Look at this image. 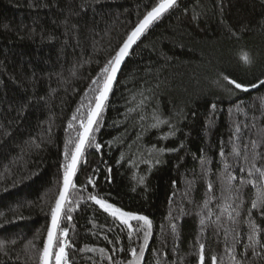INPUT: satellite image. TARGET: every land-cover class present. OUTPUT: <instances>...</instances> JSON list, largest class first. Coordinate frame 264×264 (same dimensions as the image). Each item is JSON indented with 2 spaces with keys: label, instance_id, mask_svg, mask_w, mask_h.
I'll return each instance as SVG.
<instances>
[{
  "label": "trees",
  "instance_id": "obj_1",
  "mask_svg": "<svg viewBox=\"0 0 264 264\" xmlns=\"http://www.w3.org/2000/svg\"><path fill=\"white\" fill-rule=\"evenodd\" d=\"M157 2L0 0V264H40L66 146L74 149L95 103L92 81ZM224 76L249 87L264 80V0H179L144 32L97 117L62 210L57 236L71 245L69 264H200V245L205 264L213 256L235 264L233 253L264 264V248L255 257L244 249L249 221L264 243V216L248 214L264 184L245 185L238 216L222 212L228 174L240 187L251 141L264 139V85L243 93ZM256 151L264 154V143ZM256 162L264 166V158ZM90 194L148 217L143 257L147 227H126Z\"/></svg>",
  "mask_w": 264,
  "mask_h": 264
},
{
  "label": "snow or ice",
  "instance_id": "obj_2",
  "mask_svg": "<svg viewBox=\"0 0 264 264\" xmlns=\"http://www.w3.org/2000/svg\"><path fill=\"white\" fill-rule=\"evenodd\" d=\"M177 3V0H158V2L151 8V10L147 11L144 15L143 19L139 21V23L127 34L121 46L115 51V54L111 56L110 59L105 63L104 67L98 73V78H94L92 84L98 85L97 88L94 89L96 92L95 95V103L88 105V113L86 119H80V131L78 132V139L75 142L74 149L69 151H65V163L61 165L64 169L63 172V186L59 191V196L55 201L54 206L51 209V224L47 230V237L44 240L43 248L39 253V262L40 264H69L67 259L68 253L66 252V248L71 247V245L66 241L59 239L56 233V230L59 226V222L61 219V213L64 209L66 202V194L70 187L74 188L75 184L73 183V176L76 173L77 163L79 157L82 154L85 143L95 138L90 134L93 132V125L97 123V117L102 112L105 101L108 98L109 92L111 91L114 80L116 79V75L118 70L120 69L121 63L124 58L129 54V49L134 45L137 40L141 37V35L149 28L150 25L153 24L154 21H157L161 18L163 14L172 9ZM242 59L245 63L249 62V57L245 54ZM224 79L228 82V84L234 85L235 89H241L244 91L248 90L249 86H246L242 83L235 81L234 79H230L228 76H224ZM261 85H264V81H260ZM91 87V86H90ZM250 87H257L256 84L250 85ZM145 99H147L145 97ZM264 103V101H262ZM143 104V100L141 101ZM215 108V105L212 106ZM134 109H129V111H133ZM73 120L76 119V116H73ZM143 119V116L141 117ZM160 121H158L159 123ZM156 125H153L155 127ZM69 128H72L71 122L68 125ZM237 133L240 132V129L237 128ZM67 143H72L69 140ZM264 143V139L257 141H251V160L250 167L247 169V179L241 178L240 187H235L232 185V181L237 179L235 175L229 173L227 176V187L224 189L228 193V197L226 198V202L222 206V212L228 213L229 219L232 220L233 217L231 215L232 212H235L238 216L240 213L238 211L240 204L243 203L242 200H239L240 194L243 192L245 185L251 184L253 187H257L259 184H264V166H257V158H264V154L257 152L256 149L260 146V144ZM245 149L248 148V145H244ZM96 148L99 149L100 145L96 144ZM163 151V149H161ZM233 154L239 155L240 153L236 150V147H233ZM70 155V159H69ZM221 155H224L223 149L221 150ZM245 160H248V156L245 155ZM241 172H244L245 169L243 167L240 168ZM258 174V178L257 177ZM89 183H93L91 179H89ZM213 186L211 182H208V191L212 192ZM92 201L100 206L105 212L109 213L112 217L119 220L122 224L128 225L130 220L143 221L144 225L147 226V231L144 232V240L145 244L140 246L139 249V257H143L144 249L148 240V237L151 235V221L148 217L143 215H135L133 213L122 211L121 208L115 207L112 203H107L104 198H98L96 195H91L89 197ZM235 200H239V203L235 204L233 207V202ZM208 200L205 201V207H207ZM252 209H256L260 211L261 216H264V191H261L257 188L256 199L252 201L251 209H249V217L252 215ZM211 215V212H209ZM71 219V217H68ZM219 219V217H218ZM233 222H235L233 220ZM204 221L201 220V224ZM251 226V232L248 235L249 243L244 245L245 253L248 249H251L252 256L261 255L256 251V246L264 248V243H261L257 238V233L260 229L257 226L249 221ZM173 231H175V225L172 226ZM140 229H137L139 231ZM228 229L225 228V235L228 234ZM67 229H64L60 232V236H66ZM234 242L239 243V234L234 237ZM3 242H0V248H3ZM34 247V245H33ZM201 253H200V264H205V257L203 254L204 245H200ZM103 251V249H101ZM232 251L231 249L229 250ZM131 254L133 257H137L136 249H131ZM243 255V254H242ZM231 258L235 261V264H243V261L236 260L235 254L233 253ZM138 259V258H137ZM137 259H134L129 262V264H137ZM217 257H212V264H216Z\"/></svg>",
  "mask_w": 264,
  "mask_h": 264
},
{
  "label": "water",
  "instance_id": "obj_3",
  "mask_svg": "<svg viewBox=\"0 0 264 264\" xmlns=\"http://www.w3.org/2000/svg\"><path fill=\"white\" fill-rule=\"evenodd\" d=\"M179 0H177V2H178ZM177 4V3H176ZM144 34V33H143ZM142 34V35H143ZM141 35V36H142ZM141 38V37H140ZM139 38V39H140ZM138 41V40H137ZM136 44V43H135ZM134 44V45H135ZM134 45H132V47L129 49V53H130V51H131V49L133 48V46ZM129 55V54H128ZM128 55L124 58V60H123V62L121 63V66H120V69L118 70V72H117V75H116V79L118 78V75H119V73H120V70H121V68L123 67V65H124V63H125V61H126V59H127V57H128ZM116 79L114 80V82H113V85H114V83H115V81H116ZM264 81V80H263ZM113 85H112V87H113ZM261 84L259 83V84H257V87H255V88H253V87H248V90L247 91H244V90H241V89H237L238 91H240V92H243V93H251V92H254V91H256L257 89H258V87L260 86ZM234 86V85H233ZM111 90H112V88H111ZM111 92V91H110ZM110 92H109V95H110ZM109 95H108V97H109ZM108 99V98H107ZM107 101V100H106ZM106 101H105V103H106ZM94 126H95V124L93 125V129H94ZM86 144H87V142L85 143V146H84V149H85V147H86ZM84 149H83V151H82V154H83V152H84ZM82 154H81V156L79 157V160H78V163H77V168H78V166H79V162H80V159H81V157H82ZM77 168H76V170H77ZM75 176V175H74ZM74 176H73V180H74ZM71 188V187H70ZM70 188H69V190H70ZM69 190H68V192H67V194H66V197L68 196V193H69ZM62 214V213H61ZM50 224H51V222H50ZM57 230H58V228H57ZM57 230H56V233H57Z\"/></svg>",
  "mask_w": 264,
  "mask_h": 264
},
{
  "label": "rangeland",
  "instance_id": "obj_4",
  "mask_svg": "<svg viewBox=\"0 0 264 264\" xmlns=\"http://www.w3.org/2000/svg\"><path fill=\"white\" fill-rule=\"evenodd\" d=\"M117 220V219H116ZM117 221H119V220H117ZM120 222V221H119ZM133 222H138L137 220H130L129 221V224L128 225H125V224H123V225H125L126 227H129ZM139 222H142V224L144 225V223H143V221H139ZM121 223V222H120ZM144 226H146V225H144ZM147 227V226H146Z\"/></svg>",
  "mask_w": 264,
  "mask_h": 264
}]
</instances>
